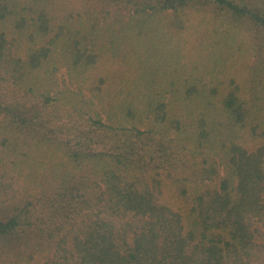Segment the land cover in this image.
<instances>
[{
    "label": "trees",
    "instance_id": "trees-1",
    "mask_svg": "<svg viewBox=\"0 0 264 264\" xmlns=\"http://www.w3.org/2000/svg\"><path fill=\"white\" fill-rule=\"evenodd\" d=\"M0 264H264V0H0Z\"/></svg>",
    "mask_w": 264,
    "mask_h": 264
}]
</instances>
